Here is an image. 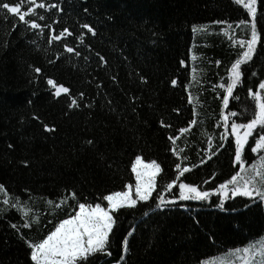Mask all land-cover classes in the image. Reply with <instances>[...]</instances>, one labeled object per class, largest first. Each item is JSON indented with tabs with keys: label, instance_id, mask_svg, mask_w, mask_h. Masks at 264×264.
Instances as JSON below:
<instances>
[{
	"label": "trees",
	"instance_id": "trees-1",
	"mask_svg": "<svg viewBox=\"0 0 264 264\" xmlns=\"http://www.w3.org/2000/svg\"><path fill=\"white\" fill-rule=\"evenodd\" d=\"M12 2L22 3V11L30 6L27 0ZM261 4L257 0L261 40L242 64L241 83L227 108L222 98L229 70L246 50L239 41L251 38L250 26H238L251 17L236 0H64L57 20L63 28H81L78 37L84 24L95 30L70 43L71 53L48 45L38 29H22L0 9V264H34L26 241L38 242L54 230L74 214L77 201L101 202L103 195L132 183L136 155L161 165L157 188L149 201L116 213L112 255L98 253L87 264H203L264 238V201L258 197L212 196L190 203L184 212L158 206L164 186L178 174L177 163L191 169L181 181L202 191L239 172L223 117L236 112L230 123H247L256 111L251 92H261L264 82ZM201 25L207 27L193 30ZM47 77L79 94L82 104L70 107V93L54 98ZM193 119L196 124L181 134L179 129ZM260 134L264 130L254 131L250 146ZM173 135L179 137L176 152ZM249 145L246 176L264 156L252 153ZM20 205L29 210L31 227H24L28 221Z\"/></svg>",
	"mask_w": 264,
	"mask_h": 264
},
{
	"label": "snow or ice",
	"instance_id": "snow-or-ice-1",
	"mask_svg": "<svg viewBox=\"0 0 264 264\" xmlns=\"http://www.w3.org/2000/svg\"><path fill=\"white\" fill-rule=\"evenodd\" d=\"M238 4H242L246 9L247 14L251 17V20H241L239 25L245 28L250 26L251 38L246 40H240L239 44L243 46L246 50L243 51L240 58L231 65L230 68V83L226 87V95L223 96V105L225 108L229 105V98L233 97V91L238 84L241 83L243 72L241 70V65L251 60L253 53L256 50V45L260 42V33L257 30V0H236ZM27 4L30 6L26 7V11H22V3L12 2V0H0V9H3L5 13L14 14L18 17L20 22L25 24H30L32 29H39L43 31L44 27L47 25H42L37 22L38 20H44L45 17L39 16L37 18L27 19L30 17L38 8L44 7H56V5H45L44 3L36 4V0H27ZM262 7H264V0H262ZM216 23H226L224 21H217ZM88 29L92 34H95V30L88 24L82 26ZM206 25L194 26V31H199L206 28ZM229 28L232 26L229 25ZM65 36H72V32L68 28H64L59 32L58 35L55 34L53 30L52 39L61 40ZM83 40V37H80ZM67 51L69 53L74 52L75 49L68 47ZM104 60L103 57H100ZM106 62V61H105ZM36 73H40V68H35ZM176 80L172 81L175 85ZM47 84L51 86L54 90L55 96L60 97L62 93H69L70 89L65 87L63 84H58L54 79L49 78ZM224 87V85H220ZM261 92H251L253 99L256 102V111L254 112L253 118L247 123H235L233 122L230 126L231 134L235 136V161L240 167V171L236 172L235 175L224 183H221L219 187L215 190L221 194L224 199L229 198L228 193L231 192L232 197L244 196V197H258L260 200L264 201V156L259 158L258 163L252 165V175L246 176L245 172V146L249 145V138L253 136L254 130L257 126H260L264 130V82L259 84ZM83 96V93L80 94ZM71 106H79L76 99H72ZM236 112H232L230 116L225 115L223 117L225 125V133H228V121L231 117H235ZM37 119H39L37 117ZM163 124V121H161ZM196 124V120H191L189 122V127L180 128L179 132L181 134L186 133L190 130L192 125ZM48 131H53L48 125H44ZM170 127V125H169ZM225 134H221V139H225ZM173 142V151L176 152L175 142L179 137L173 135L169 137ZM92 143V141H88ZM211 138H209V148H211ZM255 146L251 147L252 152H258L264 149V134H260L254 141ZM203 162V161H202ZM178 170V174L175 179L167 183L164 186L163 191L168 192L177 185L179 181V196L176 199L180 200H205L209 198L211 192L202 191L197 185L190 184L181 181V177L189 172L191 169L189 166H181L180 163L175 165ZM131 170L135 174V183H129L124 186L122 191H112L107 195L101 197V202L98 203H79L78 210H74V214L69 215L66 219H62L55 225L54 230L49 231L48 234L40 239L38 242H33L31 240L26 241L31 250V260L34 264H87L90 257L95 256L98 253H105L111 256L112 253L109 251L110 246V235L113 233L114 228L117 225V216L121 209L134 208L138 202H146L152 198L153 192L157 188V177L162 172L161 165L155 160L150 162H145L142 156L136 155L135 160L131 163ZM4 191V186L0 185V192ZM72 198H76V193H72ZM66 199H62L55 207L59 208L62 204L66 202ZM159 207L165 206L167 203H175V200H165L164 195H160ZM106 202V205L104 204ZM4 204H8L9 201L5 199ZM48 204H53V201L48 200ZM223 207V204L220 205ZM18 210H22L25 219L28 221L24 227H31L33 220L28 217V209L25 206L20 205ZM38 221V217L35 219ZM13 228L18 226L13 224ZM19 230V229H18ZM132 233L129 232V236ZM23 239V236L21 237ZM128 238L123 239V251L127 253L128 251ZM234 252L239 255V264H257L255 259L259 256V264H264V240L260 241L259 246L254 244H249L242 249H235ZM121 260L124 259L123 256L120 257ZM119 264V261L117 262ZM209 264H234L229 258H220L218 261L213 260Z\"/></svg>",
	"mask_w": 264,
	"mask_h": 264
},
{
	"label": "rangeland",
	"instance_id": "rangeland-1",
	"mask_svg": "<svg viewBox=\"0 0 264 264\" xmlns=\"http://www.w3.org/2000/svg\"><path fill=\"white\" fill-rule=\"evenodd\" d=\"M52 2H53V0H51ZM135 175V174H134ZM0 194H1V192H0ZM14 197H16V196H14ZM26 197L27 198H29V195L27 196L26 195ZM71 198H72V195H71ZM73 199V198H72ZM76 199V198H75ZM106 203V202H105ZM221 258H229L231 261H233L234 262V264H239V262L237 261V260H235V259H233V258H230L229 256H223V257H221ZM255 259H256V261H257V264H259V256H256L255 257Z\"/></svg>",
	"mask_w": 264,
	"mask_h": 264
},
{
	"label": "bare ground",
	"instance_id": "bare-ground-1",
	"mask_svg": "<svg viewBox=\"0 0 264 264\" xmlns=\"http://www.w3.org/2000/svg\"><path fill=\"white\" fill-rule=\"evenodd\" d=\"M69 93H70V96H71L72 98L76 99L78 102H80V103L82 104V102L79 101L78 98H77V96H78L79 94L71 93V91H70Z\"/></svg>",
	"mask_w": 264,
	"mask_h": 264
}]
</instances>
